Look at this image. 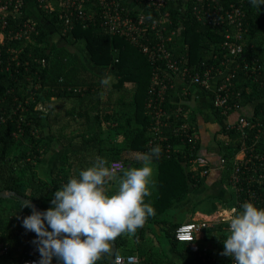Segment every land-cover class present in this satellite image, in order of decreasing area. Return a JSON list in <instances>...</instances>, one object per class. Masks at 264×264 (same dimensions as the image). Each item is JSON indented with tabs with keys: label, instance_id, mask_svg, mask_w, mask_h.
Masks as SVG:
<instances>
[{
	"label": "trees",
	"instance_id": "trees-1",
	"mask_svg": "<svg viewBox=\"0 0 264 264\" xmlns=\"http://www.w3.org/2000/svg\"><path fill=\"white\" fill-rule=\"evenodd\" d=\"M218 2L227 8L238 0ZM84 5L88 7V3ZM190 6L189 2L186 10L179 11L178 5L168 9L171 23L166 35L172 29L176 33L166 43L167 49L193 72L217 66L224 60V66L234 71L233 92L229 99L237 106L234 109L254 104L251 115H243L252 124L245 137L224 125L215 134L221 155L226 160L224 172L229 173L233 153L241 147L248 153L252 148V154L262 158L259 161L253 156L246 166L247 171L259 163L264 165V5L258 10L249 0L243 3L244 30L237 41L242 51L236 56L222 45L224 27L216 28L197 20L192 16ZM92 7L95 23L83 27L74 20L73 28L65 33L59 6L50 12L38 6L41 19L38 21L29 18L24 6L19 15L6 17L8 23L0 42V191H15L31 199L43 211L52 207L53 193L71 177H78L81 170L92 166L97 157L122 159L126 154L147 153L152 148L148 141L153 137L154 116L148 113L146 104L150 97L153 103H158L160 85H153V78L159 71V77H162L164 62L153 63L138 46L119 34L107 32L99 25L96 6ZM25 21L36 22L37 33H30L27 38H14L13 33ZM54 29L61 37L59 42L49 38V32ZM148 37L146 42H156L153 35ZM78 42H82V46H78ZM70 47L78 50L73 51ZM247 63L255 66L254 73L251 68L244 69ZM107 73L116 77L113 88L130 85L125 88L129 100L127 95L114 102L103 99L101 81ZM169 96L167 90L160 101L166 112L161 118L165 124L160 127L166 138L163 145L183 144L181 148L188 154L190 143L181 141L173 133L174 126L182 122L183 116L181 113L175 116L168 103ZM218 112L214 111L216 119L220 120L223 116ZM200 142L198 137L194 153L198 152ZM53 146H59L55 156H52ZM155 160L158 177L152 194L145 198V202L154 208L155 215L147 219V225L139 228L135 236H121L115 241L116 255L135 253L139 258L136 264H172L160 241L157 240V245L161 246L158 251L147 238L150 233L157 237L155 225H158L172 251L188 264H211L202 261L204 254L214 256L216 264H232V258L221 255L227 236L225 222H217L205 229L202 239H209L211 243L207 253L191 252L174 238L179 224L165 218L168 207L187 196L189 184L200 185L204 179L190 174L185 176L178 156ZM43 164L49 167L46 175L39 173ZM222 181L229 185L228 178ZM236 187L238 193L232 191V197L239 200L237 208L244 202L264 208V175L250 181L242 178ZM208 200L207 211L221 207V198ZM23 206V202L12 197L0 198V242L9 248L6 254L0 255V264H17L28 257L40 260L36 245L32 243L36 239L35 233L22 227L23 218L32 210ZM162 224L166 225L165 229ZM108 258L98 264H107ZM52 264H59L55 257Z\"/></svg>",
	"mask_w": 264,
	"mask_h": 264
},
{
	"label": "built area",
	"instance_id": "built-area-1",
	"mask_svg": "<svg viewBox=\"0 0 264 264\" xmlns=\"http://www.w3.org/2000/svg\"><path fill=\"white\" fill-rule=\"evenodd\" d=\"M36 2L38 6L48 12L54 11L59 6V10L62 12L64 33L66 30L70 31L73 28L74 20L79 21L83 27L95 23V11L92 9V6L95 5L100 20L99 25L107 32L119 34L130 43L138 46L143 53L147 54L153 63L157 64L159 61L164 62L163 70L157 66L161 70L162 77H159V71V74H156L153 78V85L161 84L158 91L159 95L163 94L172 79L180 78L181 81H187L205 90H212V106L223 117L228 116L234 107H237L229 101L230 95L233 92L231 90V79L234 77V71H230L229 68L227 69L228 66H224V60L217 66H211L204 70L193 72L181 59H175L170 50L167 49L166 43L171 41L176 30L172 29L167 35L166 32L167 26L171 23L168 9L171 6L178 5L179 11L186 10L190 2L191 14L197 20H202L216 28L224 27L223 30H226V32H223L224 40L222 45L223 47H227L229 52L236 56V54L242 51V47L237 41L240 39L241 33L244 30L242 18H244L243 3H245V0L230 3L227 8L220 5L218 0H36ZM125 2H128L131 8L124 4ZM85 3H88V7L86 8ZM22 6V0H0V34L3 36L2 38H4V29L8 23L6 17L8 15H19ZM30 33H37L36 22L25 21L13 33V37L20 38L25 36L27 38ZM149 35H153L156 42H146ZM201 64L204 65V63ZM250 68L252 73H254L255 66L252 67L249 63L244 65L245 70H249ZM160 103H153L151 97L147 102V107L150 109L152 117L154 116L155 124H153V129L155 130H157L160 124H165L161 118L166 115V112L162 107L158 106ZM178 114L179 110L175 111V116ZM224 126L226 129L235 130L240 133V136L245 137L247 135V129L252 127V124L246 117L240 116L234 121L225 122ZM173 133L181 141L190 143V150L188 154L185 153L187 162L196 169H199L202 175L206 174L209 168L208 159L197 151L194 153V150L197 149L195 132L187 123L182 121L181 123H176L173 128ZM164 147L166 148V152L171 151L173 148L170 143ZM239 152L242 153L241 157L237 156ZM249 152L244 147H241L233 153L234 160L230 172V181L235 186L242 178H247L250 181L254 180L255 176L264 175V165L261 163L257 167L254 166L252 169L249 168L248 171L246 170V166L253 156L259 161L262 160L257 154H252V148H250ZM106 161L108 162L107 166L115 168L118 173H120V165H123L125 169V163L121 159H110ZM225 161V158L221 156L220 163L223 164ZM232 208H237V205L218 211L211 220H193L179 224L175 228L174 238L178 242L186 244L189 251L200 252L201 247L197 243V237L192 242L184 241L183 237L187 234L197 236L199 232L208 228L210 226L209 223H212V221L225 222L226 229L228 230L227 221ZM8 249L6 243L0 242V255L6 254ZM117 258H119V264H136L138 262V257L135 255H115L113 264H116ZM202 261L206 263L211 262V258L204 256L202 257ZM17 264H38V260L34 257H28L20 260Z\"/></svg>",
	"mask_w": 264,
	"mask_h": 264
},
{
	"label": "clouds",
	"instance_id": "clouds-1",
	"mask_svg": "<svg viewBox=\"0 0 264 264\" xmlns=\"http://www.w3.org/2000/svg\"><path fill=\"white\" fill-rule=\"evenodd\" d=\"M249 2L258 10L264 5V0ZM113 82L111 75L101 81L106 87ZM161 152L157 145L147 153H138L135 158L142 166L124 169L120 165L122 175L97 157L92 166L53 193L52 207L38 212L33 206L31 214L23 218L22 227L36 235L32 243L40 255L38 264H52L54 257L59 264H98L113 256V245L119 237L135 236L155 215L145 198L155 184L153 161ZM110 182H115L116 190L108 195L106 185ZM227 224L221 255L232 258L234 264H264V208L244 202L230 210ZM195 238L187 234L183 240L192 242Z\"/></svg>",
	"mask_w": 264,
	"mask_h": 264
},
{
	"label": "crops",
	"instance_id": "crops-1",
	"mask_svg": "<svg viewBox=\"0 0 264 264\" xmlns=\"http://www.w3.org/2000/svg\"><path fill=\"white\" fill-rule=\"evenodd\" d=\"M22 3L24 6L25 13L29 16L31 20L34 21L41 20L39 19L38 4L36 0H22ZM54 34H56L55 29L49 32V36L54 37ZM58 37L59 36H57V40ZM60 38L61 37H59V39ZM228 68L230 67H227V69ZM168 85L169 88L165 89L166 91L169 90L170 92L168 103L174 112L179 110V113H181L182 114L181 116H183L182 121L187 123L188 126L195 132L197 139L199 137L201 142L198 148V152L208 159L209 168H208V172L202 175V173L199 172V169H196L194 166L190 165L187 162V158H185V152L181 148L183 144H180V146H172L173 148L171 149V151L166 152V148L163 145V141H165L166 139L161 134L159 128L162 127L163 125L160 124L158 126L159 130L158 128L157 130L153 129V127L151 128L153 137L148 141V144L151 145L152 147H155L157 145L161 147L162 152L160 157L164 156L166 158H169L172 155L178 156L181 158L180 166L185 176H188V174H190L189 176H199L197 179L199 178L204 179L203 183L200 185L189 184L187 196L183 200L172 203L168 207V212L167 215H165L166 216L165 218L170 220V222H175L178 224L193 220H211L214 218V216L218 211L230 207H235L237 205V202H239L237 197L236 198L232 197V191L236 190L237 192L236 189L237 187L233 185L230 181L231 169L229 170V173L227 175L224 172L226 161L223 164L220 163V158L222 155L219 146L215 140L216 137L215 134L216 132L221 130L225 122L234 121L238 117L243 115H251L254 104H251L248 107H245L244 109H240V108L234 109V111L232 110L233 112H230L228 116L222 117L220 120H218L216 119L215 117L216 114L214 113V111L217 109L214 110L212 106V90H205L198 86L192 85L187 81H183V80L181 81L180 78L172 79V81L170 82V84L168 83ZM165 90L164 92L166 94ZM164 92L163 94H160L158 96L157 102L163 100L165 95ZM158 106L161 107L160 104H158ZM146 108L148 110V113H150V109L147 107V104H146ZM237 156L241 157L242 153L239 152ZM114 159H120V158H114ZM233 160L234 159L232 157V161ZM122 161L124 162V160ZM128 165H129L128 168L141 167L142 163L137 161L135 158L134 162L128 163ZM157 166H158L157 161L154 159L153 161L154 181H156V178L158 177ZM222 177L225 180L228 178L229 185H227L222 181L223 180ZM193 178L195 179V177ZM153 187L154 186L151 187V194L153 192ZM115 190H116L115 182H110L108 185H106V191L108 195L114 194ZM211 197L221 198L222 204L219 209L209 212L207 211L208 207L210 206V202L208 199ZM217 222H221V221H216V222L212 221V223L209 224L214 225ZM146 225L147 222H145L143 226ZM166 225L162 224L164 229ZM159 228L160 226L155 225V230L158 233L157 237L153 233H150L147 238L149 240H152V244L155 246L156 250L161 251L159 245H157L158 244L157 240L159 241L158 237L163 233H160ZM226 231L228 232L227 229ZM204 232L205 229L199 232L196 236L197 237L196 239H197V243L201 247L200 251L207 253V250L209 249L211 243L209 239H202ZM181 244L187 248L186 244L184 243ZM164 248L167 255L170 257L172 264H188L185 260L181 259L175 252L172 251L168 243L167 246ZM133 255L137 256V254L135 253H133ZM202 256H206V255L204 254ZM208 257L211 258L212 264H216L214 256L213 257L208 256Z\"/></svg>",
	"mask_w": 264,
	"mask_h": 264
},
{
	"label": "rangeland",
	"instance_id": "rangeland-1",
	"mask_svg": "<svg viewBox=\"0 0 264 264\" xmlns=\"http://www.w3.org/2000/svg\"><path fill=\"white\" fill-rule=\"evenodd\" d=\"M2 37L3 36L0 34V41H2V39H3ZM49 38L51 40H54L55 42H59V40L61 41V38L59 39V37H58V40H57V35L56 34H54V37L49 36ZM82 44H83L82 42H78L77 45L78 46H80V45L82 46ZM70 48L73 51H77L78 50L77 47H74V48L73 47H70ZM80 55H81V53H80ZM106 75H111L114 78V81H115L116 77H114L113 74L107 73ZM112 84H111L110 87L103 86L104 87L103 99H106L108 101L114 102V101H117L122 95H127L126 96V99L129 100L130 95L125 93V88L129 87L130 86L129 84H126L125 87H122L120 89L113 88ZM52 148L54 149L52 151L53 152L52 153V156H55L56 153L58 152L59 146H53ZM136 155H137V153H131V154H126V155H124L122 157V160H124V162H125V169H128V166H129L128 163H133L134 162ZM48 168H49L48 165L43 164L39 168V173L41 175H46L47 172H48ZM226 234H228V232H226ZM158 238H159V241L161 243V246L162 247H166L167 246V243H168L167 237L165 235L161 234Z\"/></svg>",
	"mask_w": 264,
	"mask_h": 264
},
{
	"label": "water",
	"instance_id": "water-1",
	"mask_svg": "<svg viewBox=\"0 0 264 264\" xmlns=\"http://www.w3.org/2000/svg\"><path fill=\"white\" fill-rule=\"evenodd\" d=\"M11 197L23 202L24 204H28L31 210H32V207L34 206L38 212H43V210L36 203H34L31 199L15 192V191H11V190L0 191V198H11ZM116 250H117V247H116V242H115L113 245V256L108 258L107 264H113L114 256L116 254Z\"/></svg>",
	"mask_w": 264,
	"mask_h": 264
}]
</instances>
